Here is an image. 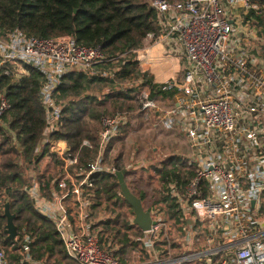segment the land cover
Instances as JSON below:
<instances>
[{
  "label": "built area",
  "instance_id": "obj_1",
  "mask_svg": "<svg viewBox=\"0 0 264 264\" xmlns=\"http://www.w3.org/2000/svg\"><path fill=\"white\" fill-rule=\"evenodd\" d=\"M144 1L157 11L161 33L149 35L144 49L133 52L141 71L152 67L142 60V53L160 45L163 58L181 61V78L169 82L180 90L172 103L150 99L148 91L142 90L138 113L153 127L183 137L186 151L173 155L183 159L194 175L184 187L177 183L170 187L189 225L170 237L171 223L150 207L154 223L138 240L150 258L142 263L138 254L139 260L130 264H264V37L248 19L252 12L262 13L261 1ZM126 57L121 54L118 59ZM104 59L99 49L81 46L68 35L41 39L20 30L0 32V79L19 81L30 68L45 78L41 98L46 127L35 150V157L45 164L39 169L35 160L25 162L29 170L24 191L35 211L53 223L67 256L76 264H120L113 256L112 242H102V229H98L110 216L105 212L93 216L90 191L101 174L116 176L120 170L115 164H104V159L128 119L103 118L97 158L79 169L78 154L65 140L53 138L62 114L55 93L69 72L93 74L94 66ZM119 70L101 71L98 76L114 79ZM143 85V80L120 83L116 90ZM10 110L0 90V128L11 132L5 122ZM12 136L23 148L20 136ZM84 145L90 146L89 141ZM48 164L60 165L54 172L49 170L55 175L46 195L39 177ZM147 165L146 160L132 159L126 170L136 174ZM6 196L0 191V202ZM13 242L24 254L20 264H44L33 260L26 231L18 230ZM5 250L6 246L0 249V264H10Z\"/></svg>",
  "mask_w": 264,
  "mask_h": 264
},
{
  "label": "trees",
  "instance_id": "obj_2",
  "mask_svg": "<svg viewBox=\"0 0 264 264\" xmlns=\"http://www.w3.org/2000/svg\"><path fill=\"white\" fill-rule=\"evenodd\" d=\"M261 14L250 13L248 19L257 28H264V0H260ZM157 11L144 0H0V32L7 35L20 30L28 37L53 39L71 36L81 46L99 49L105 56L103 62L94 66V73L71 71L62 80L55 99L62 106L59 130L54 139H63L79 156V169H85L95 161L99 152L102 120L105 117L124 116L128 124L120 129V135L108 147L104 164H115L126 172V182L142 202L160 211L171 223L170 237L177 236L189 225V220L177 209L170 193L171 185L184 187L194 175L187 163L179 156L164 159L159 166L144 168L138 178L152 188L150 199L147 191L132 187L135 174L128 173L122 153L114 155L116 141L123 138L125 127L131 125L141 108V92L147 90L150 99H162L172 103L180 90L171 83H158L149 72L143 73L136 50L144 49L149 35L161 33ZM126 54L125 60L118 59ZM120 68L114 79L98 76L99 72ZM0 90L7 96L11 110L5 122L11 128H0V191L7 194L0 202V249L6 246L5 254L10 264H20L24 254L21 246L8 241L5 234L7 220L4 204L10 202L11 212L16 215L15 225L19 232L31 236V256L44 264H76L66 254L63 242L53 223L38 214L26 192L25 178L20 161L29 164L35 160L39 169L45 164L35 157V150L46 127V111L42 104L41 89L45 78L37 69L19 81L2 77ZM144 81L138 89L117 91L120 83ZM21 138L23 148L15 144L12 134ZM89 141L90 146L84 142ZM60 164H55L59 168ZM39 177L42 192L49 194L51 164ZM146 171H150L144 174ZM118 178L101 174L93 190V216L109 211L110 218L98 226L101 241L113 244V256L120 264H130L135 254H141V262L150 256L138 241L143 231L133 224L130 216L134 211L121 196ZM145 206V205H144ZM147 207V208H148ZM125 208L127 210H125ZM124 209V211H123ZM264 212V205H263ZM195 264V262L191 263Z\"/></svg>",
  "mask_w": 264,
  "mask_h": 264
},
{
  "label": "rangeland",
  "instance_id": "obj_3",
  "mask_svg": "<svg viewBox=\"0 0 264 264\" xmlns=\"http://www.w3.org/2000/svg\"><path fill=\"white\" fill-rule=\"evenodd\" d=\"M177 63L181 64V61L177 60ZM173 67V62L163 58V60H161L157 66L151 68L149 72L153 75L155 81L159 83L164 73H172ZM177 71L179 73L176 74L175 77H170L171 79L169 78V80L164 83L178 81V79L181 78V69ZM130 121L132 122L131 125L129 128L125 127L126 131L123 133V138L115 142L113 151L114 155L120 152L122 153L125 168L132 159H137L146 160L148 162L147 167L152 170L150 167L159 166L164 159L169 158L173 154L181 155L186 151L185 147L187 146L182 144L183 137L174 130L153 127L152 123L139 113L136 114V119ZM24 171L25 169H22V172ZM149 172L150 171H146L144 174ZM140 176L141 173H138L132 177L135 180L134 183H132V187L134 189L136 188V190L141 189L147 191L148 199H150L152 188L139 180L138 178ZM144 205L146 208L150 206L147 199ZM125 210L127 209L125 208ZM104 212L110 216L109 211L106 210ZM132 219H134V216H130V220ZM133 260H139L138 254L133 256Z\"/></svg>",
  "mask_w": 264,
  "mask_h": 264
},
{
  "label": "water",
  "instance_id": "obj_4",
  "mask_svg": "<svg viewBox=\"0 0 264 264\" xmlns=\"http://www.w3.org/2000/svg\"><path fill=\"white\" fill-rule=\"evenodd\" d=\"M260 32L264 37V28L260 29ZM125 176L126 172H116V177L118 178V182L121 187L120 194L130 204L134 211V224L141 228L142 231H149L154 223L151 216V209L145 208L142 200L132 193L126 182ZM4 216L7 220L5 226L7 240L13 241L18 235V227L15 225L16 215L11 212L10 202H6L4 204Z\"/></svg>",
  "mask_w": 264,
  "mask_h": 264
},
{
  "label": "crops",
  "instance_id": "obj_5",
  "mask_svg": "<svg viewBox=\"0 0 264 264\" xmlns=\"http://www.w3.org/2000/svg\"><path fill=\"white\" fill-rule=\"evenodd\" d=\"M162 54H163L162 47L160 45H155V46H152L148 51H145L142 53V60L143 61H150L152 63L151 68H154L155 66H157L161 62V60H163ZM168 61L173 62V66H174L173 71H172V73H164L161 80H159V83H164V82L168 81L170 77L171 78L175 77V75L179 73L177 70L181 69V67H180L181 64L177 63V60L176 61L175 60H168ZM46 164H47V162H46ZM21 166H22V169H25V171L22 172L21 174L24 177H27V172L29 170V166L26 163H22ZM51 170H52V172H54L55 168L52 167ZM137 174L138 173H136L135 175H137Z\"/></svg>",
  "mask_w": 264,
  "mask_h": 264
}]
</instances>
